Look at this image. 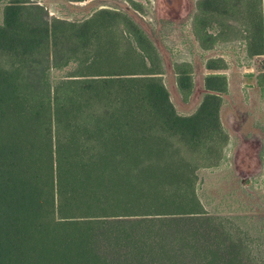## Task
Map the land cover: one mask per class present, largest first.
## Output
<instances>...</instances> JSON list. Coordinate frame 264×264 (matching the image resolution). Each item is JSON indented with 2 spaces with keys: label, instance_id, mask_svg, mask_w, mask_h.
Returning <instances> with one entry per match:
<instances>
[{
  "label": "trees",
  "instance_id": "1",
  "mask_svg": "<svg viewBox=\"0 0 264 264\" xmlns=\"http://www.w3.org/2000/svg\"><path fill=\"white\" fill-rule=\"evenodd\" d=\"M26 1L0 0V264H264L250 260L254 233L219 242L229 230L203 226L195 162L226 138L221 96L205 92L179 113L152 44L125 14L47 20ZM196 7L202 47L240 32L249 57L264 53L261 0ZM114 21L126 44L106 28ZM132 58L142 69H126ZM177 83L190 91L187 67ZM204 87L224 92V75H206Z\"/></svg>",
  "mask_w": 264,
  "mask_h": 264
},
{
  "label": "rangeland",
  "instance_id": "2",
  "mask_svg": "<svg viewBox=\"0 0 264 264\" xmlns=\"http://www.w3.org/2000/svg\"><path fill=\"white\" fill-rule=\"evenodd\" d=\"M197 2L198 0L26 1L40 5L42 15L47 20L58 17L76 23L100 9L125 14L142 29L152 44L158 59V77L167 89L175 111L179 113L193 111L205 93L200 92V88H205L206 75H224V92L229 99L221 97L218 115L226 138L220 144L219 155L203 162H195V194L201 204L200 209L208 217L203 226L208 230L216 228L218 231L222 227L229 230V235L220 233L219 242H226L231 236L243 235V231L254 233L250 240L244 238L247 248L250 246L249 255L253 262L256 258L264 259V53L249 57L245 52V39L240 32L234 38L215 40L210 47H202L192 26L193 16L200 11L196 7ZM261 5L264 21V0H261ZM176 6L181 7L180 11H177ZM166 10L170 12L167 13ZM236 25L241 29L240 23L236 22ZM212 26L210 32L215 31ZM106 28L111 29V35L122 45L130 37L126 26L119 21L109 22ZM202 32L200 29L199 34ZM216 58L222 60L223 66L214 69L205 66L209 59ZM132 59L133 65L126 69L132 72L142 69L141 65H135V58ZM185 67L189 69L191 79L188 93L183 90L181 92L177 86V72ZM234 110L244 115L240 131L255 136L259 143L254 165L256 167L250 169H237L235 165L238 136L233 133L228 121L230 112L233 113ZM255 232L263 234V238Z\"/></svg>",
  "mask_w": 264,
  "mask_h": 264
},
{
  "label": "water",
  "instance_id": "3",
  "mask_svg": "<svg viewBox=\"0 0 264 264\" xmlns=\"http://www.w3.org/2000/svg\"><path fill=\"white\" fill-rule=\"evenodd\" d=\"M204 92H215L220 94L218 91H212L205 88H202ZM259 148L258 141L253 137L243 138L239 142L236 151H235V165L237 169H247L256 167L254 166L257 160V151Z\"/></svg>",
  "mask_w": 264,
  "mask_h": 264
},
{
  "label": "flooded vegetation",
  "instance_id": "4",
  "mask_svg": "<svg viewBox=\"0 0 264 264\" xmlns=\"http://www.w3.org/2000/svg\"><path fill=\"white\" fill-rule=\"evenodd\" d=\"M166 9V8H165ZM164 9V10H165ZM167 11V13H169L170 11H168V10H166ZM177 11H178V9H177ZM157 21H159V20H157ZM248 77V76H247ZM248 84V83H247ZM234 112V114H232V113H230L229 114V116H228V121H229V124H230V127H231V129H232V131H233V133L235 132L236 133V135L238 136V138H237V136H235L236 138H237V140H236V142H240V140H241V137L240 136H242V134L240 133V131H238L239 130V126L241 125V119H242V117H244V115L243 114H240V113H236V111L234 110L233 111ZM240 115H241V117H240ZM234 116H237L238 118L237 119H235V117ZM246 136H248L247 134H246ZM243 138H245V136L243 137ZM239 140V141H238Z\"/></svg>",
  "mask_w": 264,
  "mask_h": 264
},
{
  "label": "crops",
  "instance_id": "5",
  "mask_svg": "<svg viewBox=\"0 0 264 264\" xmlns=\"http://www.w3.org/2000/svg\"><path fill=\"white\" fill-rule=\"evenodd\" d=\"M178 8V11H180V9H181V7H178V6H176V9ZM249 77V76H248ZM200 92H202V87L200 88ZM221 97H226V98H228L229 99V97H228V95L225 93V92H220V94H219ZM231 113V112H230ZM232 114H234V112L232 113ZM243 118V117H242ZM242 120V119H241ZM241 123V122H240ZM240 127V126H239ZM238 131H240V129L238 130ZM240 133L242 134V136H240V137H244L245 136V138H247V137H255V136H251V135H249V134H247L248 136H246V134L244 133H242L241 131H240Z\"/></svg>",
  "mask_w": 264,
  "mask_h": 264
}]
</instances>
